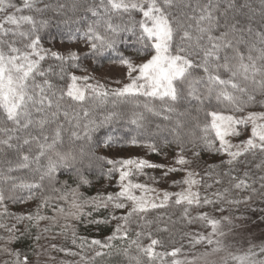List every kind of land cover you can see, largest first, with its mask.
<instances>
[{"label":"snow or ice","instance_id":"6c2138e0","mask_svg":"<svg viewBox=\"0 0 264 264\" xmlns=\"http://www.w3.org/2000/svg\"><path fill=\"white\" fill-rule=\"evenodd\" d=\"M223 3L221 9V0H99L98 7H86V11L97 18L83 33L87 51L70 52L65 56L41 45L43 37L40 33L49 26V21L23 14L25 11L45 12L50 5L44 0H22L19 6L14 0H0V117L4 121L0 126V155L7 156L5 150H12L19 160L13 166L9 159L7 169H0V208L4 214H7L6 201L27 203L36 199L38 190L43 188L41 182L46 177L54 179L59 169H70L78 187L90 184L94 165L102 159L96 151L112 150L117 143L111 136L104 141L97 138L93 143L92 136L104 124L121 118L119 112L113 111L99 124L92 122L84 137L89 142L87 148L60 151L59 146L64 143L62 132L65 131L60 117L67 119L69 116L63 103L66 98L82 103L87 92L99 104H105L111 97L114 107L124 103L142 108L143 111H133L129 118L137 134L120 142L117 151L125 147L144 148L149 155L160 156L164 161L152 162L140 157L107 159L104 162L110 167L106 171L101 169L100 176L111 180L118 173V192L98 194L79 203L78 187L70 189L73 199L69 209L53 206L54 213L65 220L88 218L87 223L97 227L113 220L120 223L104 241L78 237L72 228L71 244L79 251L56 244L49 247L79 259L60 261L59 264H97V258L118 256L128 264H166V257L172 258L168 264H193L178 258L183 245L173 247L171 251L157 250L165 247V240L157 238L154 231L171 235V230L164 223L166 213L155 219L149 218V213L172 206H182L181 218L187 224L211 226L208 235L185 232L182 238L187 237L192 248L200 244L212 246V252L223 250L219 237L228 234L223 230L225 225L229 232H235L237 228L246 230L251 221L246 216L231 214L215 218L207 211L192 215L193 208L211 206L214 211L223 213L230 212L221 206L225 203L235 206L236 211L245 205L248 211L259 212L260 221L264 223V208L251 207L254 199L264 204V175L254 178L252 172L253 167L264 171V111L251 110L254 107L264 109V31L255 33L260 47L247 42L245 36L253 34L250 19L243 13L240 18L230 15L238 7L235 0H223ZM72 6L77 5L74 2ZM247 7L246 3L239 5L241 9ZM109 10L121 15L120 23H113ZM134 14H140L141 19H135ZM124 15H127V21L122 19ZM101 27L107 35L101 34ZM125 34L134 38L130 45L134 51L123 48ZM241 45H246L243 51ZM82 58L95 60L98 65L106 58L113 60L124 69V78L128 82L111 89L99 82L89 83L92 77L71 72L80 67ZM49 59L58 62V72L52 65L42 67V62ZM221 73H227V78ZM54 76L58 77L56 82L52 79ZM66 76L70 84L65 80ZM60 81H64L65 86H61ZM78 81L83 82L82 85ZM141 97L145 98L142 104ZM205 106L212 109L206 113L211 119L201 123L199 116L193 113L204 111ZM84 116H88L87 111ZM149 116L161 121L154 124L155 132L149 127L153 123ZM51 124L56 126L49 133L47 129ZM75 127L79 128V124ZM249 130L250 135L242 138ZM70 137L81 139L77 131H70ZM33 144L36 154L31 160L39 163L44 157L47 163L39 182H17L9 173L29 167ZM25 146L28 151H23ZM203 154L222 155L227 159L219 164H209L201 176L196 168ZM257 156L259 162L253 163ZM223 167L227 170L217 171ZM146 169L159 171L160 175H148ZM176 173H183L184 178L171 179ZM143 175H148L157 184L171 179L173 186L186 187L178 193L157 192L147 184L134 182L135 177ZM204 177L212 180L211 184L204 185L207 189L225 182L229 186L213 192L211 197L202 196L194 188L202 184ZM136 190L141 194L137 195ZM233 190L249 194L243 198H229ZM39 199L35 212L14 217L18 224L29 222L23 232L16 225L0 224L7 232L6 236H0V254L10 257L3 264H30L27 254L22 255L10 245L28 234L32 227L38 228L40 221L47 219L57 223L56 215L48 217L40 211L50 206L52 197L41 194ZM58 199L67 200L68 197L62 195ZM84 206H90L92 211L84 212ZM108 209L112 211L107 217L93 215V212ZM116 210L126 211L115 215ZM168 221L175 223L170 217ZM237 221L242 222L237 224ZM133 225L139 230L133 231ZM61 227L66 233L71 226ZM42 232L50 233L51 228L45 227ZM34 239L39 242L41 234ZM144 239L150 243L145 245ZM116 240L123 241L124 245H114L112 242ZM231 259L237 264H264V242H249L246 253L233 255Z\"/></svg>","mask_w":264,"mask_h":264},{"label":"trees","instance_id":"16d2710c","mask_svg":"<svg viewBox=\"0 0 264 264\" xmlns=\"http://www.w3.org/2000/svg\"><path fill=\"white\" fill-rule=\"evenodd\" d=\"M76 3V7L73 8V3ZM238 7L237 9L232 10L230 12V15H236L237 18H240L241 14H246L247 17L251 21V27L253 28V34L252 35H246L245 40L249 43H255L257 47H260L261 45L258 43V40L255 36V33L257 31H264V0H235ZM44 3L50 5V7L42 13H28L26 14H32L34 15L38 20L44 19L49 21V26L41 31L42 35V41L41 45L44 48H47L48 50L55 51L54 48L51 49L50 47H54L55 44H62L65 46H73L79 43H82L85 46L84 43V31L87 29V25L92 24L93 21H95L97 18L93 17L90 12L86 11V7H98L99 6V0H44ZM247 4V8H239V5ZM41 7L44 5L41 4ZM224 3L223 0H221V9H223ZM25 12L23 14H25ZM109 15L112 17L113 23H120L121 22V15L109 10ZM135 19L139 20L136 14H134ZM107 18V17H106ZM124 21H127V15H124L122 17ZM100 32L103 35H107L104 28H100ZM124 39L126 43L123 45V48H125L128 51H134L133 48L130 47L131 43L134 41V38H129L127 34H125ZM246 45H241V50L243 51L245 49ZM87 49L84 51L86 52ZM56 52V51H55ZM255 54V53H254ZM64 55V54H61ZM67 56V55H65ZM92 65L93 69L95 71L101 70L104 66L108 64H114L115 62L113 60L104 59L99 65L95 60H84L82 58V61L80 62V67L71 69V72L76 74L83 72L88 69V65ZM49 65H52L54 68V71L58 72L59 69L57 67L58 62L54 60H47L46 62H42V67L47 68ZM202 74V73H201ZM223 78H227V73H221ZM53 81L56 82L58 80V77L54 76L52 77ZM65 80L68 84L71 83L70 79L66 76ZM61 86H65L64 81H60ZM141 104L145 102V98H140ZM65 104V107L67 111L69 112L68 118H64L63 116L60 117V123L63 124L65 131L62 132V138L64 143L59 146V150L62 152H67L70 150L78 151L81 147L87 148L89 146V142L84 138L85 133L88 132L89 128L92 127V122L94 121L96 124H99L101 121L104 120V117L109 115L113 111H117L121 114V118L119 119H113L109 123L104 124L102 127H100L98 130H96L94 133H92L93 136V143L96 142L97 138L100 141H104L106 137L111 136L114 141L117 143L113 145V148L117 149L120 142L123 140L129 138L131 135H136L137 130L135 129L134 125H131L129 123V118L132 115L133 111H143L142 108H133L130 104H124V103H118L115 107L112 103V98L109 97L108 101L105 104H99L97 101H90V102H76L72 100H68L67 98L63 102ZM212 109L210 107L205 106L204 111H201L200 113H193L194 115L199 116V120L201 123L210 121L211 117L207 116L206 113L210 112ZM252 111H264V109L260 107H254L251 109ZM84 111L88 112V116H84ZM148 119L152 121L153 123L149 125L151 130L155 132V123H160V119L158 117L149 116ZM79 124V128L75 127V125ZM4 125L3 117H0V126ZM88 127H85V126ZM11 127V125H8ZM55 124H51L47 131L51 133V131L55 128ZM70 131H77L81 139L76 140L75 138L70 137ZM35 134V132L33 133ZM164 133H160V135H163ZM20 135H23L21 133ZM131 147H125L121 150H128ZM8 155H0V169H7L9 166L7 161L9 159L12 160L13 166L19 162L18 156L12 152V150H5ZM23 151H28V146H25ZM36 154V146L35 144L32 145V150L29 153L30 155V161H29V167L28 168H22L17 169L16 171H13L9 173L10 175L16 177L17 182H33L37 181L39 182V176L41 172L44 169V166L47 163L46 158L41 157L39 163H37L34 160H31V156ZM96 155L100 156L102 159L94 165V172L89 176V179L91 181L90 184L87 185H77L75 180L74 173L68 169H59L55 175V178L52 180H49L47 177L41 182L43 184V188L38 190L37 198L33 200H29L27 203H13L12 201H6L7 206V214L3 213V209L0 208V224H4L8 227H11L13 225H16L18 228H20L21 232L24 231V227L29 224L28 221H24V224H18L15 220V216L23 215L28 212H35L37 209L38 204L40 203V195L49 196L52 197V200L50 201V206L48 208H42L41 214L52 217L54 215L57 216V223L53 224L51 220H43L39 222V227H32L30 232L26 235H24L21 239L17 240L14 244L10 245V247L19 250L22 255L27 254L29 256L30 264L36 263V262H46L50 264H59L60 261H75L78 260L79 257H72L67 256L63 253H60L58 251H55L49 247L50 244H56L59 247H66L70 248L73 251H79V249L76 246H73L71 244V229L74 228L76 231V234L78 237L87 238L89 241L92 239H99V240H106L108 236H111L115 230V222L114 220L111 221V223L107 225H101L100 227H97L96 225L88 224L87 219L88 218H82L80 221L68 219L65 220L62 215H57L53 212L52 207L53 206H60L64 207L67 211L69 209L70 201L73 199L72 192L70 189H75L78 187V193H79V203H83L84 200L95 197L98 194H102L103 190L105 189V185L108 184L110 181L109 179H101L100 171L103 169L104 171L107 170L109 165H107L103 159V156L101 155V150L96 151ZM223 159H220V155L215 156H209L208 154H203V159L197 166L196 170L200 172L201 176H204V171L207 169V166L209 164H219L220 161ZM260 160V157L257 156L256 160L253 163H258ZM227 168H218L217 171H226ZM247 170V169H242ZM252 172L255 176L264 175V171H260L252 168ZM242 174V172H241ZM116 175V174H115ZM114 179V178H113ZM205 180H207V184H211L212 180L208 177H204ZM112 180V179H111ZM229 185L227 182H225L223 185H214L213 188L207 189L204 187L202 190L207 191L206 195H209L211 197V194L218 189H222L224 187H228ZM59 190V191H57ZM249 193L246 191H237L233 190L230 194L229 198H243L244 196H247ZM66 195L68 197L67 200H61L58 199V197ZM225 209H230L229 211H225L223 213L216 212L213 210L211 206H204L202 209L193 208L192 215H196L199 211H207L209 214L215 218H219L223 215H235V216H246L249 218L251 222H261L260 221V213H252L247 210V207L245 205H241L240 210L236 211L235 206L223 204L221 205ZM252 208H264V204L253 200L251 204ZM181 210L182 206H172L169 207L167 210L159 209L154 210L153 212L149 213V218L155 219L157 215H160L162 213H166L164 223H167L170 230L171 235L169 233H156L154 231V235L157 238H161L165 240V247L164 248H158V251H171L173 247H180L183 245V252L180 256L185 257L184 259H189L192 257V255L200 256L204 255L206 249L209 248L206 244H200L197 245L195 248H192L188 243V238L183 237L182 234L187 233H203L205 235H208L211 232V226L203 223H193V224H187L182 218H181ZM84 212L92 211V208L90 206H84L83 208ZM112 209L108 210H101L100 212H93V215L97 218L101 216L107 217L109 215V212H111ZM168 217L171 218V221H174L175 223H170L168 221ZM35 223V222H33ZM68 224L71 227L67 230L65 233L62 230V225ZM163 226V225H162ZM45 227L51 228L50 233H43L42 230ZM133 231L139 230L135 225L132 226ZM37 234H41L42 239L37 242L34 237ZM7 232L5 229L0 228V236H6ZM47 237V238H44ZM52 237H55V239H52ZM2 243V241H0ZM79 243V241H78ZM114 245L117 246H123V241H113ZM143 243L147 245L150 243L148 239H144ZM39 252L40 255H36V253ZM202 255V256H203ZM49 257H55V259H49ZM6 259H10V257L4 256L0 254V264H3V261ZM166 264L171 261V257H166ZM119 261V264H128V262L122 257H114L112 259L109 258H97V264H116V262ZM215 264H237L236 261L232 260L231 257L227 258L226 260L223 259V262L221 263H215Z\"/></svg>","mask_w":264,"mask_h":264},{"label":"rangeland","instance_id":"374dc122","mask_svg":"<svg viewBox=\"0 0 264 264\" xmlns=\"http://www.w3.org/2000/svg\"><path fill=\"white\" fill-rule=\"evenodd\" d=\"M14 2L19 6L22 4V0H14ZM28 14V13H27ZM25 12V15H27ZM139 19H141L140 14H136ZM43 47V46H42ZM44 48V47H43ZM51 49L54 48V50L60 54L68 55L70 52H81L83 53L86 50V46H84L82 43L73 45V46H65L62 44H55L54 47H50ZM47 49V48H44ZM48 50V49H47ZM77 76H89L93 79L89 80V83H96L99 82L103 84L106 88H117L122 86L123 83H127L128 81L124 78V69L118 65L114 64H108L104 66L101 70L95 71L93 69V66L88 65V69L76 73ZM78 84L82 85L83 82L78 81ZM93 101V99L90 98V94L86 92V99L84 102H90ZM260 112V111H257ZM250 135V130L245 133L244 137L247 138V136ZM101 155L103 156V159L106 161L107 159H113V158H146L149 159L152 162H164L163 158L156 155H149L148 150L144 148H138V147H131L128 150H119L113 148L112 150L109 149H103L101 150ZM220 159L226 160V156L220 155ZM110 167V166H109ZM148 175H155L159 176V171H154L151 169L145 170ZM148 175H143L139 177L134 178V182L143 183L151 186L152 188L157 189V192L161 191H168L170 193H178L186 186L180 185V186H173L171 183V179L175 180H181L184 178L183 173H176L172 175V178L166 182V183H154L152 180L148 178ZM118 173L114 176V179L110 180L107 185H105V189L103 190L102 194L107 193H115L119 191L118 187ZM207 180L203 179V182L201 185H199L197 188H194V190H198L201 195H206L207 191L203 192L204 185L207 184ZM136 194L140 195L141 192L139 190H136ZM149 196L154 195L153 193H148ZM175 197H173L174 199ZM122 211L126 210H116L115 215H120ZM2 215H0L1 217ZM220 218V217H219ZM115 225L117 223H120L119 221H115ZM242 221H237V224H240ZM223 230L228 233L224 237H219L221 240V244L223 247L222 251L219 252H212L211 248L212 246H209L207 251L205 253H209L208 255H192L189 259H184L185 257L179 256L178 258L185 261H192L193 264H215V263H221L223 262V259L226 260L227 258L236 255H242L246 253L249 249V242L252 244H260L264 242V223L262 222H251L247 225V229L237 228L235 232H229L228 226L225 225L223 227ZM103 241V240H102ZM204 253V254H205ZM33 264H50L44 263V262H36Z\"/></svg>","mask_w":264,"mask_h":264}]
</instances>
